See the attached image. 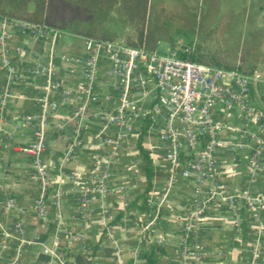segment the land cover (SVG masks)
<instances>
[{
    "label": "crops",
    "instance_id": "1",
    "mask_svg": "<svg viewBox=\"0 0 264 264\" xmlns=\"http://www.w3.org/2000/svg\"><path fill=\"white\" fill-rule=\"evenodd\" d=\"M61 32L59 39L53 42L14 27L9 29L11 48L18 47L22 54L11 57L12 76L0 70V264H85L75 260L77 253L88 264H145L144 254L150 247L154 248L156 258L153 264H179V228L185 209L199 196L195 193L193 175H181L187 161L181 156L174 185L163 198L167 161L164 149L149 129L142 143L160 171L152 177L147 192V203L153 208L143 213L127 207L145 186L143 162L137 152V134L134 133L129 139V150L114 171V192L103 203L94 198L88 213L82 215L81 190L91 185L96 172L95 161L106 153L101 139L107 130L101 108L94 102L89 104L83 129L76 133L71 113L82 102V96L81 66L75 59L82 55L85 38ZM50 52L53 67L48 93L44 76L35 74L34 69L39 59L45 64L43 58ZM108 67L105 55L99 54L96 85L99 93L110 90L104 82ZM133 95L138 97L137 92ZM44 97L56 107L46 110L45 148L38 157L46 170L45 186L41 187L31 167L35 156L28 153L34 122L25 117L43 111L41 99ZM247 99L257 106L262 104L254 88L250 89ZM252 116L226 112L220 105L215 109L219 122L248 130ZM59 124L64 125L63 128H58ZM220 136L226 146L215 154L212 180H203L200 197L203 198L210 182L221 183L226 195L238 194L249 185L254 194L264 195V174L253 179L249 168L254 145L264 140V129L254 138H241L225 129ZM236 143L241 147L234 148ZM263 159L264 154L260 160ZM118 186L123 189L118 190ZM56 193H60L57 208ZM40 195L42 213L36 205ZM236 207L237 211H233L219 198L207 203L196 231L200 264H264V235L257 234L259 221L264 228L261 217L264 210L259 214L245 209L240 202ZM119 213L122 215L117 219ZM139 214H144L146 223L152 220L143 234L136 222ZM44 248L52 252H45Z\"/></svg>",
    "mask_w": 264,
    "mask_h": 264
},
{
    "label": "built area",
    "instance_id": "2",
    "mask_svg": "<svg viewBox=\"0 0 264 264\" xmlns=\"http://www.w3.org/2000/svg\"><path fill=\"white\" fill-rule=\"evenodd\" d=\"M10 27L53 42L62 35L60 30L53 27L0 18V70L5 71L8 77L14 74L12 55L22 54L18 47L10 46ZM84 40L82 55L75 59L81 66L82 102L72 111L71 119L76 123V133H79L88 118L89 104L97 102L107 132L101 139L106 153L103 158L95 161L96 172L91 185L81 190L79 204L82 215L88 213L94 198L103 203L114 192L113 174L120 165V159L130 148V136L136 133L146 117H150L152 125L148 131L156 135L167 161V179L162 188L163 198L174 185L181 156L187 160L181 175H193L195 179V193L199 198L193 199L185 209L178 232L177 248L179 264H200L201 253L196 241V231L207 203L219 198L226 201L233 211H237L238 202L245 209H253L259 214L264 210V195L254 194L251 185L238 194L226 195L221 183L210 182L203 192V198L200 197V185L203 180H212L215 154L226 146L220 132L225 129L239 134L241 138H254L264 129V72L258 70L246 75L181 59L179 52L184 50L176 47L169 51L147 52L128 47L119 41L105 42L89 38ZM101 53L105 55L109 65L104 82L110 90L104 93L96 90L97 57ZM43 60L45 64L41 59L36 62L34 73L44 76L49 93V87L52 85L50 71L53 67L51 52L46 54ZM252 88L260 94V106L247 99ZM133 92H137L138 97H135ZM41 100L43 111L37 115L26 116L25 120L34 122L33 139L28 153L35 156L31 166L33 176L38 184L44 187L46 170L38 157L45 148L48 121L46 110L55 109L56 104L48 101L47 97ZM218 105L226 112L252 114L250 130L219 122L215 117ZM63 126L59 124L58 128ZM240 147V143L234 145V148ZM263 154L264 140H260L254 145L249 158L253 179L258 174H264V159L260 160ZM135 171L138 173L137 168ZM117 188L120 191L123 189L119 186ZM59 199L60 193H56V208ZM42 200L41 195L36 200L39 213H42ZM57 216L59 218L58 212ZM143 218L144 214H139L136 218L141 234L152 222L151 220L146 223ZM263 233L264 228L259 221L257 234L263 236ZM44 251L52 252L47 248H44Z\"/></svg>",
    "mask_w": 264,
    "mask_h": 264
},
{
    "label": "trees",
    "instance_id": "3",
    "mask_svg": "<svg viewBox=\"0 0 264 264\" xmlns=\"http://www.w3.org/2000/svg\"><path fill=\"white\" fill-rule=\"evenodd\" d=\"M201 1L198 10L190 13L189 17L183 20L184 23L177 27L179 35L184 38L181 45L184 51L179 52V57L246 75L258 71L259 65L264 63V55L260 51V45L264 41V0H250L240 12L230 13L228 17L235 18L239 28L232 47H211V44L217 41L218 27L227 37L232 34L229 31L224 32L228 24H221L219 17L213 27L203 31V21L210 18L213 12H222L221 8H218L222 0ZM2 17L53 27L98 41L119 40L128 47L147 52H160L159 43L163 41H168L170 49L172 48L173 40L169 26L179 19L162 8H154L151 0H0V18ZM151 125V118L146 117L136 131V148L143 162L145 186L143 192L134 197L127 206L143 213L153 208L147 203V192L152 177L160 174L153 164L150 151L142 143V138ZM121 215L122 213H119L117 219ZM261 217L264 218V211ZM144 256L145 264H153L156 261L153 247L145 251ZM75 260L88 264L79 253L75 254Z\"/></svg>",
    "mask_w": 264,
    "mask_h": 264
},
{
    "label": "rangeland",
    "instance_id": "4",
    "mask_svg": "<svg viewBox=\"0 0 264 264\" xmlns=\"http://www.w3.org/2000/svg\"><path fill=\"white\" fill-rule=\"evenodd\" d=\"M250 0H222L221 5L218 6V8H221L220 13H212L210 18H206L203 21V26L204 30L206 31L208 28L213 27L216 24V19H220L221 24L227 23V29H223L224 32L229 31L232 33L230 37H227L225 33H221L222 29L217 28L218 36H217V41L215 40L212 44L211 47H215L218 45H227L232 47L235 41V36L237 35V30L238 28V21L236 22V19H230L228 16L230 13H238L240 10L245 8ZM202 3L201 0H151V4L154 8L156 9H164L166 13H173L175 14L179 19L178 21L170 24V36L171 39L173 40V46L172 48L176 47L178 49L181 48L182 43H184V38L179 35V32L177 31V27L179 25L181 26L184 23V19L189 17L190 13L197 11L198 7ZM227 15V16H221V15ZM248 14V13H247ZM262 15L264 16V10ZM221 17V18H220ZM230 22H229V21ZM229 22V23H228ZM264 24V23H263ZM225 39V40H224ZM119 41V40H118ZM120 42V41H119ZM264 41L260 45V51L264 55V48H263ZM159 49H162L163 51H169L170 50V43L167 41L159 43ZM259 71L264 72V63L259 65ZM17 251V249L15 250Z\"/></svg>",
    "mask_w": 264,
    "mask_h": 264
}]
</instances>
